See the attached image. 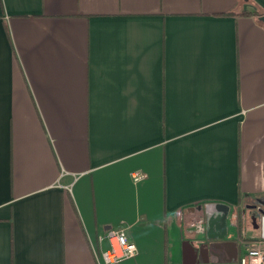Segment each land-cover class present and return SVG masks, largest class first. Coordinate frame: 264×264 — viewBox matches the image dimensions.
I'll use <instances>...</instances> for the list:
<instances>
[{
  "label": "crops",
  "instance_id": "1",
  "mask_svg": "<svg viewBox=\"0 0 264 264\" xmlns=\"http://www.w3.org/2000/svg\"><path fill=\"white\" fill-rule=\"evenodd\" d=\"M259 14L264 0H0V264H103L110 228L138 249L120 264L264 247Z\"/></svg>",
  "mask_w": 264,
  "mask_h": 264
},
{
  "label": "built area",
  "instance_id": "2",
  "mask_svg": "<svg viewBox=\"0 0 264 264\" xmlns=\"http://www.w3.org/2000/svg\"><path fill=\"white\" fill-rule=\"evenodd\" d=\"M146 175L143 172L132 173L134 183H138L145 179ZM195 229L199 232L205 230V224L197 222L194 224ZM99 244L108 242L110 247L105 250H96V259L103 261V264H120L121 262L133 259L138 255V249L132 243L124 228H110L98 236ZM245 254L240 261V264H264V247L259 244L250 242L245 244Z\"/></svg>",
  "mask_w": 264,
  "mask_h": 264
},
{
  "label": "water",
  "instance_id": "3",
  "mask_svg": "<svg viewBox=\"0 0 264 264\" xmlns=\"http://www.w3.org/2000/svg\"><path fill=\"white\" fill-rule=\"evenodd\" d=\"M260 20L264 22V16H261ZM210 208H211V206H207V207H205V209H203V214H204V216H206L208 228H211L213 225L212 217L210 216ZM222 219H223L222 220V226H223L222 229L225 233L226 232V222H225L226 218H225V216ZM252 220H253V223L255 225V228L259 229L261 231V238L264 239V209H255V212L252 215Z\"/></svg>",
  "mask_w": 264,
  "mask_h": 264
},
{
  "label": "trees",
  "instance_id": "4",
  "mask_svg": "<svg viewBox=\"0 0 264 264\" xmlns=\"http://www.w3.org/2000/svg\"><path fill=\"white\" fill-rule=\"evenodd\" d=\"M243 2H245V3H246V2H247V0H243ZM255 13H257V12H255ZM259 15H260V16H263V14H259Z\"/></svg>",
  "mask_w": 264,
  "mask_h": 264
}]
</instances>
